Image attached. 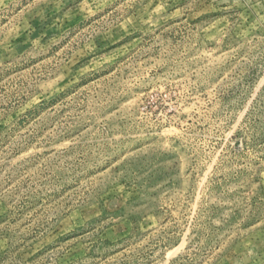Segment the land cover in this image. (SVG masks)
Masks as SVG:
<instances>
[{"label":"rangeland","instance_id":"obj_1","mask_svg":"<svg viewBox=\"0 0 264 264\" xmlns=\"http://www.w3.org/2000/svg\"><path fill=\"white\" fill-rule=\"evenodd\" d=\"M0 264H264V0H0Z\"/></svg>","mask_w":264,"mask_h":264}]
</instances>
